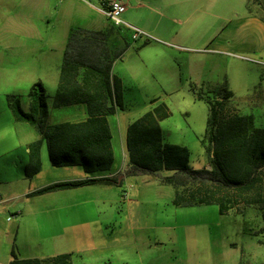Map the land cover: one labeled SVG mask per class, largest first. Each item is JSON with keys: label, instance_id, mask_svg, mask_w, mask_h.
<instances>
[{"label": "rangeland", "instance_id": "374dc122", "mask_svg": "<svg viewBox=\"0 0 264 264\" xmlns=\"http://www.w3.org/2000/svg\"><path fill=\"white\" fill-rule=\"evenodd\" d=\"M121 1V19L144 35L115 25L101 13L102 0H0V264L12 251L40 259L68 253L73 264H264L259 205L225 214L216 204L175 206L173 186L151 175L28 195L85 174L81 166H52L44 142L43 167L28 178L27 146L41 135L17 121L7 101L16 95L29 110L28 93L42 82L49 124L87 116L85 104L53 106L71 29L102 26L108 38L94 37L95 53L112 58L121 79L122 105L109 116L112 172L126 165L128 125L159 104L169 109L163 141L187 146L195 169L210 167L208 99H221V89L264 128V32L249 23L264 16V0L250 9L247 0Z\"/></svg>", "mask_w": 264, "mask_h": 264}, {"label": "trees", "instance_id": "16d2710c", "mask_svg": "<svg viewBox=\"0 0 264 264\" xmlns=\"http://www.w3.org/2000/svg\"><path fill=\"white\" fill-rule=\"evenodd\" d=\"M107 1L102 0L105 10ZM77 34L73 31L69 35L53 106L86 104L88 116L85 119L49 124L47 95L42 82L34 84L28 93L29 110L23 108L16 95H7V101L15 119L30 123L41 135L27 146L28 178L43 167L44 142L52 166H81L88 176L55 182L28 195L95 184L122 186L125 176L151 175L160 183L173 186L175 206L216 204L221 214L242 211L251 205L264 208V128L255 126L252 114L240 112L232 100V92L227 89L219 91L221 99H208L205 149L210 168H192L187 146L163 141L161 121L169 116V109L159 104L128 125L125 169L111 176H96L109 172L115 162L108 117L122 105V83L112 73L113 59L95 53L99 46L94 37L105 33ZM166 171L170 174L164 175ZM8 264L73 263L68 253L40 259L19 258L12 251Z\"/></svg>", "mask_w": 264, "mask_h": 264}, {"label": "crops", "instance_id": "0c3cea01", "mask_svg": "<svg viewBox=\"0 0 264 264\" xmlns=\"http://www.w3.org/2000/svg\"><path fill=\"white\" fill-rule=\"evenodd\" d=\"M125 4V3H124ZM256 3L254 2V0H247V5H248V8L250 9L251 8V6H254ZM126 5V4H125ZM97 9V8H96ZM126 9H127V6H126ZM100 11V10H99ZM101 12V11H100ZM101 13H103V14H105L104 13V9L102 10V12ZM106 15V14H105ZM107 16V15H106ZM247 23V21L244 23V24H246ZM249 23H251V24H254V25H256L262 32H264V16H256V17H254L253 19H251V20H249ZM72 30V29H71ZM70 30V32H69V34H71V32H73V31H75V30H73V31H71ZM78 30H80L79 32H80V34H78V35H80V36H83L84 34H86V33H89L90 31H92V32H104L105 34L103 35V34H98L97 36H99V38H105V40H103V42H106V40H107V33L103 30V27L102 26H97V27H93V29H78ZM69 34L67 35V41H68V38H69ZM67 45V44H66ZM105 46H106V44H105ZM86 105V104H85ZM86 108H87V106H86ZM88 116V115H87ZM86 116V117H87ZM85 117V118H86ZM84 118V119H85ZM108 119H109V117H108ZM83 120V119H82ZM109 122H110V120H109ZM110 125H111V122H110ZM111 128H112V126H111ZM112 133H113V129H112ZM113 139H114V133H113V138H112V143H113ZM28 151V150H27ZM115 151V150H114ZM126 156H127V151H126ZM42 159H43V157H42ZM115 160H116V155H115ZM127 161H128V158H127ZM127 161H126V165H127ZM115 163V162H114ZM126 165H125V167H126ZM125 167H124V169H125ZM113 168V167H112ZM123 169V170H124ZM112 170V169H111ZM110 170V171H111ZM106 172V173H102V174H98V175H96V176H111V175H114V174H116V173H118V172H120V171H122V170H115V171H111V172ZM85 173V172H84ZM80 177H74V178H86L88 175L85 173L84 175H79ZM125 192V196H126V193H127V191L125 190L124 191ZM21 258H23V257H21ZM11 260V259H10ZM10 260H8V262H7V264L9 263V261Z\"/></svg>", "mask_w": 264, "mask_h": 264}, {"label": "built area", "instance_id": "2783aa9c", "mask_svg": "<svg viewBox=\"0 0 264 264\" xmlns=\"http://www.w3.org/2000/svg\"><path fill=\"white\" fill-rule=\"evenodd\" d=\"M106 6L107 9H104V13L115 25H124L127 29L133 32L134 38L144 35L145 32L143 30L126 23L121 19L122 13L126 10V5L121 0H108Z\"/></svg>", "mask_w": 264, "mask_h": 264}, {"label": "water", "instance_id": "95a60500", "mask_svg": "<svg viewBox=\"0 0 264 264\" xmlns=\"http://www.w3.org/2000/svg\"><path fill=\"white\" fill-rule=\"evenodd\" d=\"M210 168V167H209Z\"/></svg>", "mask_w": 264, "mask_h": 264}]
</instances>
